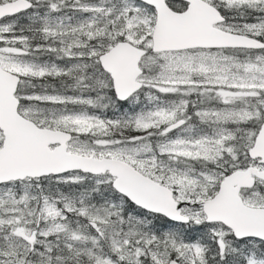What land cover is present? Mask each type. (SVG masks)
Returning <instances> with one entry per match:
<instances>
[{
	"label": "snow or ice",
	"instance_id": "obj_1",
	"mask_svg": "<svg viewBox=\"0 0 264 264\" xmlns=\"http://www.w3.org/2000/svg\"><path fill=\"white\" fill-rule=\"evenodd\" d=\"M0 264H264V0H0Z\"/></svg>",
	"mask_w": 264,
	"mask_h": 264
}]
</instances>
